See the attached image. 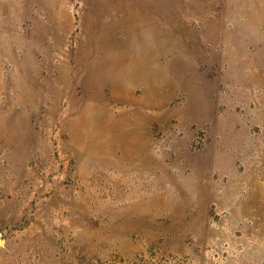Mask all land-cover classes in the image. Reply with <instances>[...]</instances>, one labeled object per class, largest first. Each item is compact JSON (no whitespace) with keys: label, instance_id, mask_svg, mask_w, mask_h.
Masks as SVG:
<instances>
[{"label":"rangeland","instance_id":"obj_1","mask_svg":"<svg viewBox=\"0 0 264 264\" xmlns=\"http://www.w3.org/2000/svg\"><path fill=\"white\" fill-rule=\"evenodd\" d=\"M0 264H264V0H0Z\"/></svg>","mask_w":264,"mask_h":264}]
</instances>
